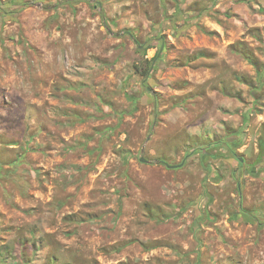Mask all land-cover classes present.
Masks as SVG:
<instances>
[{"label": "rangeland", "instance_id": "374dc122", "mask_svg": "<svg viewBox=\"0 0 264 264\" xmlns=\"http://www.w3.org/2000/svg\"><path fill=\"white\" fill-rule=\"evenodd\" d=\"M0 264H264V0H0Z\"/></svg>", "mask_w": 264, "mask_h": 264}, {"label": "water", "instance_id": "95a60500", "mask_svg": "<svg viewBox=\"0 0 264 264\" xmlns=\"http://www.w3.org/2000/svg\"><path fill=\"white\" fill-rule=\"evenodd\" d=\"M142 161H147L146 159H144L143 157L141 158ZM158 163H162L165 164L167 167L169 168H177V167H181L184 164V161L181 162L180 164H170L169 162L165 161V160H160L158 161Z\"/></svg>", "mask_w": 264, "mask_h": 264}, {"label": "trees", "instance_id": "16d2710c", "mask_svg": "<svg viewBox=\"0 0 264 264\" xmlns=\"http://www.w3.org/2000/svg\"><path fill=\"white\" fill-rule=\"evenodd\" d=\"M157 56H158V54H156L155 56H153L152 58H146V63H148V65H146V68H150L151 66V63H153V61H155L156 60V58H157Z\"/></svg>", "mask_w": 264, "mask_h": 264}]
</instances>
